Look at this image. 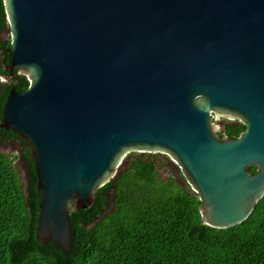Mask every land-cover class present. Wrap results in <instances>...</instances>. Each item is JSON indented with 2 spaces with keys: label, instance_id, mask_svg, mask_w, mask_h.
<instances>
[{
  "label": "water",
  "instance_id": "obj_1",
  "mask_svg": "<svg viewBox=\"0 0 264 264\" xmlns=\"http://www.w3.org/2000/svg\"><path fill=\"white\" fill-rule=\"evenodd\" d=\"M2 1L6 71L29 87L1 128L30 145L40 244L69 255V215L132 154L168 157L203 225L247 219L264 195V0ZM214 116L244 131L222 139Z\"/></svg>",
  "mask_w": 264,
  "mask_h": 264
},
{
  "label": "trees",
  "instance_id": "obj_2",
  "mask_svg": "<svg viewBox=\"0 0 264 264\" xmlns=\"http://www.w3.org/2000/svg\"><path fill=\"white\" fill-rule=\"evenodd\" d=\"M7 26L0 0V36ZM10 49V39L0 38V140L19 142L22 154L10 157L0 151V264H264V195L239 224L203 225L199 197L174 177L161 178V155L127 157L96 192L93 205L69 215V255L53 243L40 244V193L30 145L1 128L10 92L29 87L25 76L6 72ZM242 131L240 122L231 121L218 135L237 138ZM246 171L257 172L252 166Z\"/></svg>",
  "mask_w": 264,
  "mask_h": 264
},
{
  "label": "rangeland",
  "instance_id": "obj_3",
  "mask_svg": "<svg viewBox=\"0 0 264 264\" xmlns=\"http://www.w3.org/2000/svg\"><path fill=\"white\" fill-rule=\"evenodd\" d=\"M2 37L7 39V38H9V35L4 34ZM213 119H214V121H218L220 118H218L217 116H214ZM221 122H222V120L216 122L217 124H215L217 132L221 130V126H222ZM0 151L6 155H9L10 157H15L19 153V145L15 142H2V141H0ZM152 156H156V155H152ZM159 161L161 163V165L159 167V173H160L161 178L167 179L169 177H174L175 179L179 180L180 186L188 188L186 186V184L184 183V181L181 180V178L178 174L177 166L170 159H167L166 156H159ZM15 164L20 165V168H21V164H20L19 159H15ZM22 172H23V170H22ZM22 175H24V172L22 173Z\"/></svg>",
  "mask_w": 264,
  "mask_h": 264
},
{
  "label": "flooded vegetation",
  "instance_id": "obj_4",
  "mask_svg": "<svg viewBox=\"0 0 264 264\" xmlns=\"http://www.w3.org/2000/svg\"><path fill=\"white\" fill-rule=\"evenodd\" d=\"M4 34H8V29L6 28L5 29V31L1 34V36H0V38H2V39H4V40H6L5 38H3L2 36L4 35ZM7 39H9V38H7ZM7 72V71H6ZM9 73V72H8ZM19 73V72H18ZM10 74V76H12V77H14V75L13 74H11V73H9ZM21 75V74H20ZM220 120H222V122H221V129L227 124V123H229V122H231V121H227V120H224V119H219L218 121H220ZM218 121H214V123L215 124H217L216 122H218ZM0 141H2V140H0ZM2 142H15V143H17L18 145H19V153H18V155L20 156L21 154H22V145L19 143V142H17V141H13V140H7V141H2Z\"/></svg>",
  "mask_w": 264,
  "mask_h": 264
}]
</instances>
